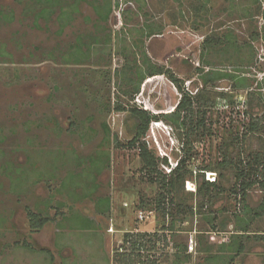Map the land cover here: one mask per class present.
I'll return each instance as SVG.
<instances>
[{"label":"rangeland","instance_id":"obj_1","mask_svg":"<svg viewBox=\"0 0 264 264\" xmlns=\"http://www.w3.org/2000/svg\"><path fill=\"white\" fill-rule=\"evenodd\" d=\"M202 2L112 0L106 32L94 29L93 21L78 23L83 33L94 29L102 35L82 64L66 53L74 30L62 26V15L68 13L62 11V0H0V264H118L115 255L122 253L127 233L146 234V244L165 234L170 244H148L152 249L145 255L157 264H173L175 245L190 252L191 233L206 229L205 217L222 218L223 208L242 212L240 194H230L235 183L231 171L217 169V162L231 133L242 136L251 117L264 116V80H259L264 77V0H208L200 12ZM83 7L82 18L93 17L92 8ZM42 13L48 19H41ZM156 28L162 37L148 38ZM257 33L260 37L254 38ZM207 38L222 43L205 47ZM145 52L157 67L171 71L183 92L163 75L146 79L140 92L133 93L135 58L141 73L146 71ZM211 73L235 79L221 77L204 86L203 78ZM241 79L247 80L246 88L235 87ZM185 93L201 96L195 111L207 112L211 133L190 136L187 167L192 174L175 198L194 214L174 233H164L171 219L156 211L161 189L142 170L140 144L147 143L166 174L177 165L190 122L179 129L163 116H171ZM250 93L254 98L249 102ZM245 97L244 103L240 98ZM131 108L160 118L136 146L130 145L135 135ZM258 143L264 146V130L256 133L248 152ZM230 154L236 161L242 153L232 147ZM208 166L215 170L205 175L218 179L225 191L200 214L196 172ZM221 173L225 178L220 179ZM262 196L253 188L249 204L257 206ZM142 211L155 216L142 222ZM29 212L49 223L33 231ZM194 256L187 264L201 257Z\"/></svg>","mask_w":264,"mask_h":264},{"label":"trees","instance_id":"obj_2","mask_svg":"<svg viewBox=\"0 0 264 264\" xmlns=\"http://www.w3.org/2000/svg\"><path fill=\"white\" fill-rule=\"evenodd\" d=\"M202 3L203 4L200 5V7L193 6V10H197L198 7L201 12L202 9L207 8L208 0H203ZM159 34H162V30L156 28V30H151L148 38ZM259 35L260 34L257 33L253 35V37H260ZM221 41L222 40L218 38H207L205 40V47L211 45L213 47L222 43ZM142 58L143 64L147 66V69L146 71L141 73L140 65L137 64L139 60L135 58V75L138 79V82H136V86L134 87L133 93L137 94L140 92L141 85L145 82L146 79L163 75H169L170 82L174 85L177 84L179 90L183 92L182 87L179 85L180 82L173 74H171V71H166L162 67H157L155 64H153V61L150 59L147 53ZM130 68L132 69L133 67L131 66ZM213 75L215 74L211 73L208 74L206 78H203L204 86H208L211 83L217 82L221 77L235 79L234 76ZM247 86L248 82L246 79H241L235 84L236 88H246ZM248 96V101L251 98H254V95L251 93L248 94ZM196 99L198 102L202 98L201 96L196 98L188 93L183 94L182 99L179 101L175 111L171 114V116H163L166 121L172 122V124L175 127H178L179 129L181 127L186 128L188 125L187 122H190L189 129L186 132L188 139L187 142L184 143L183 147L184 155L169 174H166L165 171L160 169V160L156 155L151 152V150H149L147 143H141V140L147 136L151 124L153 122H159L160 118H158L157 116H153L149 111L144 109L131 108L128 111L130 118L135 122V135L130 145L136 146L138 143H141L140 158L143 163L142 170L149 174V179L151 182L158 183L160 185L161 192L157 196L155 202L157 209L156 211L158 215L160 213L166 219H171L170 224L163 229L164 233L168 230L174 233L176 231V226L179 223H184L187 217L192 216L194 214V210L191 207L186 206L185 202L178 203L175 198L179 189L183 187L186 178L192 174V172H190L187 167L188 163L192 160V157L190 155V153L192 152L190 136L195 135V133L197 132H200L202 136H204L205 133H211L210 129L206 128L207 112L201 110L195 111L197 103L195 102ZM229 104L234 105V100H231ZM204 105L208 106L206 103H204ZM209 106H213V104L210 103ZM117 110L121 112L126 111V109L120 106L117 107ZM182 115H184V120L183 122H180V117ZM245 130L246 131L243 133L242 136H240L239 134L233 135L231 133L229 139L224 144L225 146L223 148V159L221 162H217V169H230V177L232 181H235L233 188L230 190V194H240L239 205H241L242 211L245 209L244 207H246L245 204L249 191H251L255 187L259 188L261 192L264 191V146L258 143L254 152H248L247 150V148L252 145V141L254 140L256 133L261 130H264V116L261 118L251 117L249 126ZM232 147L234 149L237 147L241 150V153L244 154H241L243 157L242 159L240 155L238 160H234L233 156L230 154V149H232ZM162 163L169 166L167 159H163ZM212 169L215 170L214 168H209L208 166L205 168V170L203 168V170H201L199 173L196 172L198 175L197 179L200 182V186L196 193L198 203H200V214H202V209L206 207L207 203L212 204L214 197L225 191L219 183L218 179L208 178L207 175H205V173L211 171ZM221 178H225L224 173L220 174V179ZM149 212L142 211L140 213H144L147 215ZM152 213L154 214V212ZM234 214L237 215V213ZM210 216H208L209 221L215 222L216 220H218L217 217L211 216V218ZM28 217L30 221V227L33 231H40L49 223V218L42 217L41 215L32 212H29ZM152 219L153 218H151L150 220ZM139 220L141 219L139 218ZM141 221L145 222L148 221V219H144ZM144 235L146 234L132 236V234L127 233L125 235L124 245L121 247L122 253H116L114 260L118 264H157L149 256L145 255V250L151 251L152 247L154 248V246H156L158 242H165V244L168 245L170 244V240L169 238H167V236H164L165 234L163 235L162 239L159 237L160 241L155 240V242H152L151 240H149L148 244H152V247L150 249L148 248V244H146V241L144 240ZM179 248L180 250L183 248V253L187 250L185 246L178 247V249ZM184 257L187 261H190L191 256ZM177 259H179V256L177 257ZM173 264L175 263L173 262Z\"/></svg>","mask_w":264,"mask_h":264},{"label":"crops","instance_id":"obj_3","mask_svg":"<svg viewBox=\"0 0 264 264\" xmlns=\"http://www.w3.org/2000/svg\"><path fill=\"white\" fill-rule=\"evenodd\" d=\"M62 1L63 6H66L65 8L63 7V13L68 12L66 15H62V26L64 28L67 25L66 28L68 27V30H74L73 41L71 40V43L67 46L68 50L67 48L65 50H67V54L73 53L74 62L79 61L78 63H80L81 61L83 64V61H87L90 52L88 50H91L90 48L99 42L101 43L99 38L102 36L101 32L100 34H95L93 31L98 26L99 30L103 27V32H106L105 24L112 15L113 3L112 0ZM83 6L92 8L94 18L89 15L82 18ZM45 8L42 9V12H44ZM41 16V19H48L49 17V15H43V13ZM81 20L85 23L93 21L90 23L94 28L93 31L91 29L88 33H83L80 29L81 25L78 24ZM90 32H92L91 36ZM155 36L161 38L162 34ZM105 39V42H107L109 35L106 34ZM70 58L71 56L67 55L66 59L68 61H70ZM245 206V209L241 213H237V215L226 208H223L221 213L219 212L222 218L210 214L212 217L218 218L215 222L209 221L208 216L210 215H208L205 222L208 227L206 226V229H202L200 232L194 231L191 233L190 240L194 242L190 246V252L188 251V247L185 246L187 250L183 253V248L181 250L180 248L178 249L182 245H175L177 250L174 260L175 264H187L191 260L194 261L195 254L201 257L194 264H264V195L257 206L250 205L248 198L246 199ZM196 235H206L207 237H197L196 239ZM205 239H207L206 242ZM195 242L197 243L196 245ZM197 245L199 246L198 252L195 249ZM178 256L179 259H177ZM184 256H191L190 261H187Z\"/></svg>","mask_w":264,"mask_h":264},{"label":"built area","instance_id":"obj_4","mask_svg":"<svg viewBox=\"0 0 264 264\" xmlns=\"http://www.w3.org/2000/svg\"><path fill=\"white\" fill-rule=\"evenodd\" d=\"M262 35V34H261ZM263 39V38H262ZM263 60V59H262ZM260 77V78H259ZM258 78H259V80H264V77L261 75V76H259ZM247 96H248V94H247ZM246 96V97H247ZM246 97L245 98H240V100H243L244 101V103L247 101V99H246ZM238 98V97H237ZM234 99H236V98H234ZM246 99V100H245ZM172 169L173 168H169V171H168V174L172 171ZM165 172H167L166 170H165ZM215 179V178H214ZM262 194L264 195V191L262 192ZM154 217V214L152 213V212H149L147 215L146 214H144V213H140V215H139V218L141 219V220H144V219H148V220H150L151 218H153Z\"/></svg>","mask_w":264,"mask_h":264}]
</instances>
